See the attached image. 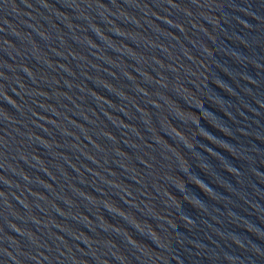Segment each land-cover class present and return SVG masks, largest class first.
<instances>
[{
  "label": "water",
  "instance_id": "obj_1",
  "mask_svg": "<svg viewBox=\"0 0 264 264\" xmlns=\"http://www.w3.org/2000/svg\"><path fill=\"white\" fill-rule=\"evenodd\" d=\"M0 264H264V0H0Z\"/></svg>",
  "mask_w": 264,
  "mask_h": 264
}]
</instances>
